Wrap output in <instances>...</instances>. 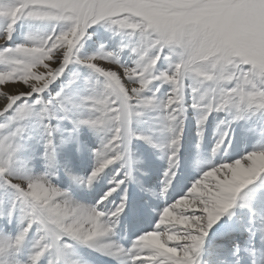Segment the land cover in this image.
Masks as SVG:
<instances>
[{
    "label": "snow or ice",
    "instance_id": "snow-or-ice-1",
    "mask_svg": "<svg viewBox=\"0 0 264 264\" xmlns=\"http://www.w3.org/2000/svg\"><path fill=\"white\" fill-rule=\"evenodd\" d=\"M0 264H264V0H0Z\"/></svg>",
    "mask_w": 264,
    "mask_h": 264
}]
</instances>
